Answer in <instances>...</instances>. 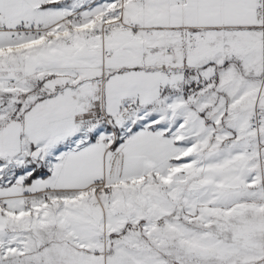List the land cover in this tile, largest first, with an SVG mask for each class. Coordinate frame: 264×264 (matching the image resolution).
I'll list each match as a JSON object with an SVG mask.
<instances>
[{"label": "snow or ice", "instance_id": "6c2138e0", "mask_svg": "<svg viewBox=\"0 0 264 264\" xmlns=\"http://www.w3.org/2000/svg\"><path fill=\"white\" fill-rule=\"evenodd\" d=\"M0 264H264V0H0Z\"/></svg>", "mask_w": 264, "mask_h": 264}]
</instances>
